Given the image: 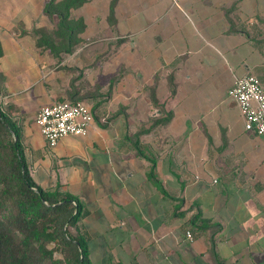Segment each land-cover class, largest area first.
Returning a JSON list of instances; mask_svg holds the SVG:
<instances>
[{
	"label": "crops",
	"instance_id": "1",
	"mask_svg": "<svg viewBox=\"0 0 264 264\" xmlns=\"http://www.w3.org/2000/svg\"><path fill=\"white\" fill-rule=\"evenodd\" d=\"M61 1L0 0V100L34 183L79 203L91 264H264V134L227 96L264 90V0H86L69 32ZM62 100L93 120L49 148L35 115Z\"/></svg>",
	"mask_w": 264,
	"mask_h": 264
},
{
	"label": "trees",
	"instance_id": "2",
	"mask_svg": "<svg viewBox=\"0 0 264 264\" xmlns=\"http://www.w3.org/2000/svg\"><path fill=\"white\" fill-rule=\"evenodd\" d=\"M85 1L63 0L56 5V11L63 15L58 31L83 29L81 20L65 21L69 10ZM43 44L54 51V45ZM73 46L71 41L61 48L69 53ZM149 100L161 112L151 127L167 124L171 113H164L153 96ZM79 217L80 205L73 195L58 188L43 190L34 183L20 127L0 100V264H91L86 242L76 229ZM199 221L200 227L194 223L192 227H208V220Z\"/></svg>",
	"mask_w": 264,
	"mask_h": 264
},
{
	"label": "built area",
	"instance_id": "3",
	"mask_svg": "<svg viewBox=\"0 0 264 264\" xmlns=\"http://www.w3.org/2000/svg\"><path fill=\"white\" fill-rule=\"evenodd\" d=\"M227 96L238 109L244 130L255 135L264 134V90L259 79L252 74L235 78ZM92 120L87 104L62 100L42 106L35 115L34 123L46 146L53 148L64 137L85 136ZM185 239L189 242L193 240L191 230L185 231Z\"/></svg>",
	"mask_w": 264,
	"mask_h": 264
},
{
	"label": "rangeland",
	"instance_id": "4",
	"mask_svg": "<svg viewBox=\"0 0 264 264\" xmlns=\"http://www.w3.org/2000/svg\"><path fill=\"white\" fill-rule=\"evenodd\" d=\"M179 2H182V0H180ZM70 231H71V233H72V234H76V232H75V230H74V229H72V228H71V230H70Z\"/></svg>",
	"mask_w": 264,
	"mask_h": 264
}]
</instances>
